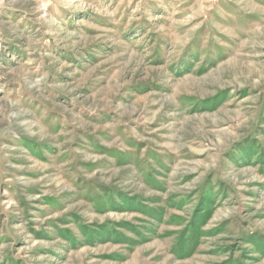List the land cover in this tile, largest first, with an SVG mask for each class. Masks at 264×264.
I'll return each instance as SVG.
<instances>
[{
	"label": "rangeland",
	"instance_id": "rangeland-1",
	"mask_svg": "<svg viewBox=\"0 0 264 264\" xmlns=\"http://www.w3.org/2000/svg\"><path fill=\"white\" fill-rule=\"evenodd\" d=\"M0 264H264V0H0Z\"/></svg>",
	"mask_w": 264,
	"mask_h": 264
}]
</instances>
